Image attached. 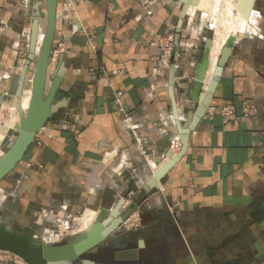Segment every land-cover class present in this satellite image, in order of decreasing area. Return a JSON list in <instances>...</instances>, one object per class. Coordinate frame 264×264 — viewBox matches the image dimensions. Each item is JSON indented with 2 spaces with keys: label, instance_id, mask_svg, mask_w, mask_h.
<instances>
[{
  "label": "crops",
  "instance_id": "crops-1",
  "mask_svg": "<svg viewBox=\"0 0 264 264\" xmlns=\"http://www.w3.org/2000/svg\"><path fill=\"white\" fill-rule=\"evenodd\" d=\"M39 1L0 0V101L14 90L18 99ZM205 1L59 0L53 49H65L47 89L62 72L56 102L64 105L37 135L20 180L0 188L27 222L11 225L3 215L11 209L1 206L7 226L58 244L88 213L107 219L121 202L120 212L141 204L130 218L145 215L140 229L126 235L123 224L106 246L143 243L139 253L153 264H264V0L249 16L256 33L231 45L211 107L182 153L181 131L193 124L225 47L199 19ZM169 33L180 58L162 70ZM246 101L256 106L252 117L243 114ZM228 105L233 119L218 111Z\"/></svg>",
  "mask_w": 264,
  "mask_h": 264
},
{
  "label": "water",
  "instance_id": "water-1",
  "mask_svg": "<svg viewBox=\"0 0 264 264\" xmlns=\"http://www.w3.org/2000/svg\"><path fill=\"white\" fill-rule=\"evenodd\" d=\"M43 1L47 14L45 33L37 54V43L41 25L39 17L42 6V3L38 2L35 6V17L31 26L30 55L26 61L21 88L18 93L17 110L20 115V122L19 125L15 126L17 136L14 142L0 157V184L18 168L29 153L37 135L64 105L63 103L56 102V95L61 85L62 72L54 78L50 89H47L50 60L57 29L59 0ZM255 2L256 0L238 1L237 9L244 18L249 19ZM187 9L188 6L186 5L185 14L187 13ZM230 54L231 44L225 46L222 50L221 58L208 84L203 104L198 107L193 124L189 129L181 131L182 153L187 147L189 133L211 107L214 94ZM33 61H35V68L31 82V97L29 106L24 111L20 102L22 86L29 66ZM179 157L180 155L166 163L155 173V178L149 185L150 188L157 187V182H160ZM122 206H124L123 202L120 203L107 219L100 216L89 231L86 230L79 236L58 244H47L32 235L9 227L0 218V251L16 255L27 264H74L76 261H80L81 264H153L154 260H149L150 263L144 262L145 257L141 252L139 253V246L127 245L124 248L105 246L110 242L112 235L138 211L141 204L133 205L127 210L120 212ZM144 216V214H140V219L142 220ZM95 251H99V253H93ZM181 257L186 259L188 257L187 252L182 251ZM186 262L185 264H194ZM175 264H182V262H175Z\"/></svg>",
  "mask_w": 264,
  "mask_h": 264
},
{
  "label": "rangeland",
  "instance_id": "rangeland-1",
  "mask_svg": "<svg viewBox=\"0 0 264 264\" xmlns=\"http://www.w3.org/2000/svg\"><path fill=\"white\" fill-rule=\"evenodd\" d=\"M39 2L42 3V6L40 8V17H39L41 25H40L38 41L40 42V40H42V36L45 33L47 14H46V6H45L44 1L40 0ZM205 2L207 6H204V9L199 14V19L204 20L203 23L207 24V26L211 28L208 31V35L212 38H215L218 41L217 47L220 46L221 44H223V46H228L230 42V38H232V36L235 33V31H232V30H234V27L236 24V19H235L237 15L236 14L237 13L236 3H238V0H223V2H220L219 7H217L218 5H217L216 0H206ZM235 7L236 9H234ZM26 10H29V9L27 8ZM216 10H218V12ZM215 12H217V14ZM34 17H35L34 14L33 16L31 14V19H30L31 23H33ZM31 26H32L31 24L30 25L28 24V27H26V29H29L30 32H31L30 30ZM247 36H249V34L247 35L238 34L236 38L239 39V38L247 37ZM29 55H30V47L26 50L24 58L27 60V56ZM34 68H35V61H33L29 66V70L27 74V81L25 84L26 93L20 98L21 106H22V100H23V109H26V107L29 104L30 87H31L33 73H34ZM15 92L16 90L11 92V96H12L11 98L6 97V99H3L0 101V157L7 149H9V147L12 145V143L14 142L17 136L15 125H19L20 116L17 110L18 99L16 100L15 98L16 97ZM17 98H18V95H17ZM12 121H13L14 127H12V125L11 127H9V124ZM29 164H30V159L26 156L25 159L22 161V163L18 166V168L8 177L7 181H4L0 184V188L4 189L8 181H9V184H12L11 183L12 181L16 182L17 180H20L22 173L25 172V170H27ZM11 188H10L11 190L10 195L12 197L13 196L12 194L15 191V188L14 187H11ZM5 197H6L5 195L0 196V208L1 206H8V208L11 209V211L10 210L3 211V209H0V213H2V211L4 212L3 215L5 219H7L11 225L15 224L14 226L16 227L18 226L19 228L25 227L27 225V222H26V218L23 219L25 215L22 217L21 204L12 202L13 200L10 198L7 201L8 197L6 198ZM85 220H84V224L80 222L78 223V225H75L76 228L72 229L71 232L77 230L79 226H80V229H83V231L90 230L91 227L96 222L97 218L96 217L94 218L93 214L88 213V216L85 217ZM134 220L132 221V223L130 222V224H127L123 228H120L124 234L127 235L128 228L130 229L135 228L131 226V224H134ZM137 220H138L137 228L140 229L142 221H140L141 220L140 218H137ZM80 234L81 232L77 233L76 231V234L72 236L69 235L67 237V240L72 239L73 237H77ZM127 237H125V240H127ZM129 238L135 239L137 237L133 235L132 237H129ZM137 240H140V238H137L136 241ZM74 264H81V263L80 261H76L74 262Z\"/></svg>",
  "mask_w": 264,
  "mask_h": 264
},
{
  "label": "built area",
  "instance_id": "built-area-1",
  "mask_svg": "<svg viewBox=\"0 0 264 264\" xmlns=\"http://www.w3.org/2000/svg\"><path fill=\"white\" fill-rule=\"evenodd\" d=\"M72 5V4H71ZM70 5V7H72ZM65 49L64 44H60L57 48L53 49L52 55H51V60H50V65L56 64L60 58V56L63 54ZM180 58V53L177 51L176 46H175V37L172 33H169L165 36V38L162 41V54H161V68L162 70H168L171 67H175L174 61ZM219 113L228 119H233L235 118V108L233 106H224L221 109L218 110ZM217 112L216 109H211L210 115L213 116ZM257 113V109L255 104L252 101H246L244 103L243 107V114L246 117H252ZM55 225L57 228L60 230V225L57 223V219L55 220ZM132 223V221L127 220L124 225L126 226L127 224ZM138 220H134V224H131L132 227L137 228L138 226ZM133 228V229H135ZM76 234L74 231H70V235ZM57 239L59 238L58 235L55 236ZM0 260L1 261H7L12 264H27L25 261H23L21 258H19L16 255L0 251Z\"/></svg>",
  "mask_w": 264,
  "mask_h": 264
},
{
  "label": "bare ground",
  "instance_id": "bare-ground-1",
  "mask_svg": "<svg viewBox=\"0 0 264 264\" xmlns=\"http://www.w3.org/2000/svg\"><path fill=\"white\" fill-rule=\"evenodd\" d=\"M199 1V0H198ZM201 1V0H200ZM239 1V0H238ZM220 2H223V0H217V7H219V5H220ZM237 5L236 6H238V3H236ZM219 9V8H218ZM234 9H236V7L234 8ZM217 12H218V10H216ZM217 12H215L216 14H217ZM237 13V15H236V24H235V27H234V30H232V31H235V33H234V35L232 36V38H230V42H229V44H233V42H235L236 41V36L238 35V34H243V35H247V34H255L256 33V29H255V26H254V24L251 22V19H246V18H244L242 15H241V13L238 11V9H237V11H236ZM215 14V15H216ZM254 15V14H253ZM233 24V23H232ZM232 27V28H233ZM44 36V35H43ZM43 36H42V40H43ZM38 40H39V38H38ZM42 40H40V42H38L37 43V45H38V47H37V54H38V51H39V49H40V46H41V43H42ZM225 44V43H224ZM33 78V77H32ZM32 82V81H31ZM31 87H30V97H31ZM30 97H29V102H30ZM28 106H29V104H28ZM28 106L26 107V109H23L24 111L25 110H27V108H28ZM23 108V107H22ZM20 116V115H19ZM13 122V121H12ZM13 123H11V125H12ZM13 126V125H12ZM16 126V125H15ZM14 127V126H13ZM4 154V153H3ZM2 154V155H3ZM1 155V156H2ZM92 217V216H91ZM86 221V220H85ZM87 222V221H86ZM93 225V224H92ZM93 227V226H92ZM91 227V228H92ZM90 229V228H89ZM89 231V230H88ZM131 245H135V246H141V247H139L140 248V251H143V249L144 248H142L143 246L145 247V245L143 244V243H137V244H131ZM93 253H99V251H95V252H93ZM145 259V263H147V262H149V258H144ZM181 263V262H180Z\"/></svg>",
  "mask_w": 264,
  "mask_h": 264
}]
</instances>
